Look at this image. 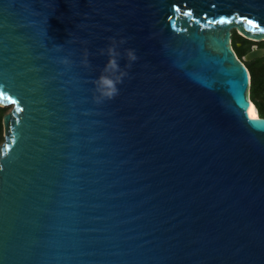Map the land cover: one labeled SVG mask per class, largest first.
Here are the masks:
<instances>
[{"label": "water", "instance_id": "water-1", "mask_svg": "<svg viewBox=\"0 0 264 264\" xmlns=\"http://www.w3.org/2000/svg\"><path fill=\"white\" fill-rule=\"evenodd\" d=\"M260 28L264 0H0V264H264V116L232 44ZM110 37L138 59L97 103Z\"/></svg>", "mask_w": 264, "mask_h": 264}, {"label": "clouds", "instance_id": "clouds-1", "mask_svg": "<svg viewBox=\"0 0 264 264\" xmlns=\"http://www.w3.org/2000/svg\"><path fill=\"white\" fill-rule=\"evenodd\" d=\"M126 42L124 38L118 40L115 37H110L107 47L99 49V55H106L108 59L100 70V75L92 82L96 94L94 99L97 103L114 100L119 95L118 85L122 84L128 76L126 69L130 68L132 63H135L138 59L134 49L127 48L121 53L120 48ZM89 55L88 49L85 48L82 60L85 66L91 65ZM122 56L128 62L124 67H121L120 64Z\"/></svg>", "mask_w": 264, "mask_h": 264}, {"label": "flooded vegetation", "instance_id": "flooded-vegetation-1", "mask_svg": "<svg viewBox=\"0 0 264 264\" xmlns=\"http://www.w3.org/2000/svg\"><path fill=\"white\" fill-rule=\"evenodd\" d=\"M238 33L239 40H235V44L238 48L236 51L238 57L245 63L249 72L255 76V90L250 98L257 107L259 115L264 116L261 112L264 111V38L254 39ZM235 34V29L232 31ZM262 50V54L247 58V56L253 51Z\"/></svg>", "mask_w": 264, "mask_h": 264}, {"label": "trees", "instance_id": "trees-1", "mask_svg": "<svg viewBox=\"0 0 264 264\" xmlns=\"http://www.w3.org/2000/svg\"><path fill=\"white\" fill-rule=\"evenodd\" d=\"M238 36V35H237ZM235 40H236V35L233 33V39H232V44H233V47L236 51H238V48L235 44ZM251 74V86H250V91H251V96L253 95V92L255 90V76L250 72ZM7 112V110L0 106V142L3 141V115ZM262 114H264V111L261 112ZM262 116V115H261Z\"/></svg>", "mask_w": 264, "mask_h": 264}, {"label": "snow or ice", "instance_id": "snow-or-ice-1", "mask_svg": "<svg viewBox=\"0 0 264 264\" xmlns=\"http://www.w3.org/2000/svg\"><path fill=\"white\" fill-rule=\"evenodd\" d=\"M178 10L179 9H177V11ZM184 14L185 15H191L192 13L191 12H185ZM225 22H229V21H224V20L220 21V23H225ZM248 24L252 27L253 30H255L258 27V25L254 24L253 21L250 19L248 20ZM260 31L264 32V28H260ZM253 118H255V117L253 116Z\"/></svg>", "mask_w": 264, "mask_h": 264}, {"label": "bare ground", "instance_id": "bare-ground-1", "mask_svg": "<svg viewBox=\"0 0 264 264\" xmlns=\"http://www.w3.org/2000/svg\"><path fill=\"white\" fill-rule=\"evenodd\" d=\"M250 101H251V103H252V106H253V108H254V111H253V116H257L258 115V111H257V107H256V105L253 103V101L251 100V98H250Z\"/></svg>", "mask_w": 264, "mask_h": 264}, {"label": "rangeland", "instance_id": "rangeland-1", "mask_svg": "<svg viewBox=\"0 0 264 264\" xmlns=\"http://www.w3.org/2000/svg\"><path fill=\"white\" fill-rule=\"evenodd\" d=\"M235 35H236V41H238L239 40V38H238V33L236 32V29H235ZM254 103V102H253ZM7 111L10 109V107H4Z\"/></svg>", "mask_w": 264, "mask_h": 264}]
</instances>
